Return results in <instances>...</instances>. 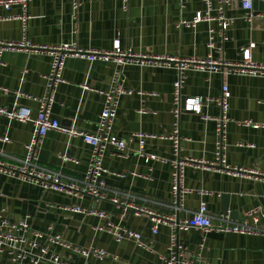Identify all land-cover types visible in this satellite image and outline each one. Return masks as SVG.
I'll return each mask as SVG.
<instances>
[{
	"label": "crops",
	"instance_id": "crops-1",
	"mask_svg": "<svg viewBox=\"0 0 264 264\" xmlns=\"http://www.w3.org/2000/svg\"><path fill=\"white\" fill-rule=\"evenodd\" d=\"M215 1V0H214ZM227 9L226 17L233 24L223 40L218 12L213 11V21L188 27L183 22H193L196 14L204 10L202 0H129V10H123V0H83L78 11L74 0H33L29 6V39L36 46H58L76 42L80 47L93 50H110L115 41L123 49L155 56H171L180 59H206L238 64L243 61L242 49L255 44L252 50L254 62L264 65V18L258 17L252 24L243 19L239 0ZM256 14H264V0H254ZM22 13L19 7L9 12L0 8V16L7 18ZM210 30L215 31L213 48L209 47ZM22 38L20 21H0V40L17 42ZM6 66L0 69V106L12 108L25 106L35 118L39 104L25 97L40 98L45 93L44 77L50 70L47 54L7 52L3 57ZM115 66L111 63H88L70 59L66 63L64 78L56 102L53 117L66 129H77L95 134L104 105V97L90 89L107 90L112 81ZM126 86L135 92L120 100L114 133L129 140L133 134L143 133L153 138L145 142L147 153L167 161L174 160L172 142L162 137L174 131V82L178 72L172 67L126 66ZM184 98L218 97L223 86L231 92L228 128L227 162L231 168H245L264 174V129L240 126L251 120L264 124V76L222 72L209 74L205 71L188 70L184 75ZM144 92L140 96L137 92ZM142 110L144 112H142ZM221 110L216 104L203 109V116H218ZM182 142L181 157L196 161L215 162L216 124L203 120L201 115L183 111L179 121ZM33 122L20 123L0 117V160L18 164L25 157V146L32 140ZM239 144H246L240 147ZM252 146V147H250ZM139 149L135 139L129 143L123 156L113 151L105 154L104 164L110 174L106 177L105 201L91 197L80 200L74 196L43 190L35 184L9 178L0 174V207L12 220L26 219L33 230L44 234L61 235L68 242L84 248H100L112 257L99 261L84 259L61 249L51 247L63 258L71 257L72 264H166L170 242V229L160 226L158 234L152 233L149 217L135 216L130 209L114 204L113 200L134 203L159 215L171 216L172 169L163 161L146 162L135 152ZM68 153L79 164H62L59 156ZM91 148L81 138L69 137L61 132L47 134L38 150V164L60 173L66 180L80 181L88 168ZM184 185L192 190L186 197L180 219H187L197 212L201 202H206L208 215L216 224L217 217L228 213L238 225H252L248 213L264 209V178L239 177L220 168L207 170L189 165L185 169ZM208 191L211 195L200 196ZM95 209L107 214L106 219L74 214L67 208ZM108 221L140 233L152 246V251L140 248L135 240L117 242L106 232L99 231ZM257 227L264 231V218ZM184 254L189 259L200 256L210 264H264V237L204 232L191 229L179 235ZM203 245V248L201 246ZM114 257V259H113ZM117 258V259H115ZM1 261L10 263L7 254ZM25 264H32L26 262ZM41 264H53L43 262Z\"/></svg>",
	"mask_w": 264,
	"mask_h": 264
},
{
	"label": "built area",
	"instance_id": "built-area-1",
	"mask_svg": "<svg viewBox=\"0 0 264 264\" xmlns=\"http://www.w3.org/2000/svg\"><path fill=\"white\" fill-rule=\"evenodd\" d=\"M33 0H0V8L9 12L14 7H19L22 11L20 15L9 16L0 21L17 20L22 24V38L17 42H7L0 40V69L6 66L3 60L7 52H29L33 54H47L50 57V70L44 77L46 81L45 93L40 98H32L23 93H17L18 97L32 99L39 104L37 114L33 117V111L25 106L15 105L12 108L0 106V117H5L20 123L33 122L35 131L32 140L25 146V157L18 164L8 165L0 160V174L9 178L18 179L23 182L35 184L47 191L68 194L80 200L91 197L95 201H105L107 196L106 177L110 171L105 167L104 159L108 151L128 156L129 143L137 140L139 149L135 152L146 162L163 161L170 164L172 169V209L174 214L171 216L159 215L145 207H140L134 203L120 202L114 199V204L130 209L135 216H148L153 223L152 233L158 234L160 226H166L170 229V242L167 248V255L163 257L166 264H210L203 262L198 256L195 259H189L185 256L183 246L180 242V233L196 229L204 232H217L223 234H235L242 236H263L264 231L257 225L264 218V209H254L248 213L252 220V225H238L230 220L228 213L220 214L216 219V224L208 215V206L206 202H201L200 208L187 219H180L179 213L184 208L186 197L192 193L184 185L185 169L190 164L197 168L205 167L207 170L220 168L222 171L239 177H256L264 178V174L248 170L245 168H231L227 162L228 149V128L232 122L229 111L231 92L228 86H223L218 97H208L203 100L197 98H184L182 90L184 87V75L188 70L205 71L209 74L222 72L227 69L228 73H240L249 75L264 76V65L253 61L252 50L255 44L248 48L242 49L243 61L238 64L227 63L222 60L215 61L211 56L206 59L190 58L180 59L176 57H163L150 54L135 53L131 49H123L119 41H115L113 48L110 50H93L80 47L76 42L61 44L58 46H36L29 39V6ZM123 10L128 12L129 0H123ZM83 0H74V10L78 11L82 6ZM204 10L196 14L193 22H183L188 27H196L199 23L213 21L212 13L218 12L220 32L218 35L226 39V32L233 24V20L226 17L227 9L234 4L233 0H202ZM239 3L245 12L243 19L252 24L258 17L264 14H256L254 11V0H239ZM214 30H210L209 47L213 48ZM70 59L86 61L88 63L102 62L111 63L115 66L112 76L111 85L107 90L99 91L83 86L85 91H92L104 97V105L97 123L95 134H87L77 129H66L61 123L53 117L52 108L56 102V95L60 86L66 84L64 70L66 63ZM126 66L147 67H172L178 72L174 82V108L172 114L175 118L174 131L170 136L162 137L172 142L174 160L167 161L146 152L145 142L153 136L143 133H136L129 139H122L114 133L115 121L117 119L120 100L124 96L134 95L135 92L126 86L124 69ZM5 94L10 91L6 88H0ZM138 95H146L144 92H137ZM184 99V102H183ZM210 104H216L221 112L218 116L205 115L203 109ZM183 111L193 112L201 115L205 121H213L216 124V143H215V162H206L203 160L196 161L193 158H182V142L185 140L180 134L179 121ZM142 112H144L142 110ZM240 126L253 129H264V124H255L251 120L241 122ZM61 132L69 137L81 138L85 144L91 148V156L88 163L87 171L84 178L80 181L66 180L60 173L47 170L38 164V150L41 148L44 139L50 132ZM2 142H9L8 138H0ZM246 144H239L245 147ZM252 147V146H250ZM59 159L62 164L74 163L79 161L68 153L61 154ZM200 196L211 195L208 191L198 192ZM1 195V192H0ZM67 211L74 214L96 216L100 219H106L107 214L98 212L95 209H83L81 207L67 208ZM99 231L111 234L117 242L123 240H135L140 248L152 251V246L143 240L140 233L134 232L125 227L119 226L108 221L105 225L98 228ZM54 247L69 252L71 256L77 255L84 259L95 258L104 261L112 257L107 251L100 248H84L76 246L63 238L61 235L44 234L40 231L33 230L26 219L12 220L3 208L0 207V264L1 256L7 254L10 258L9 264H41L50 262L53 264H72L71 257L63 258L58 252L51 251ZM203 248V245L201 246ZM114 259V257H113ZM117 259V258H115ZM124 264V263H120Z\"/></svg>",
	"mask_w": 264,
	"mask_h": 264
},
{
	"label": "water",
	"instance_id": "water-1",
	"mask_svg": "<svg viewBox=\"0 0 264 264\" xmlns=\"http://www.w3.org/2000/svg\"><path fill=\"white\" fill-rule=\"evenodd\" d=\"M183 102H184V99H183Z\"/></svg>",
	"mask_w": 264,
	"mask_h": 264
}]
</instances>
